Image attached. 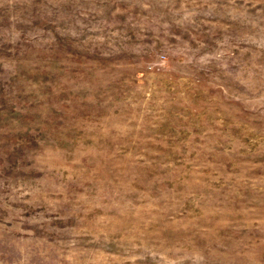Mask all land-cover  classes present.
Returning a JSON list of instances; mask_svg holds the SVG:
<instances>
[{"label":"rangeland","instance_id":"rangeland-1","mask_svg":"<svg viewBox=\"0 0 264 264\" xmlns=\"http://www.w3.org/2000/svg\"><path fill=\"white\" fill-rule=\"evenodd\" d=\"M0 264H264V0H0Z\"/></svg>","mask_w":264,"mask_h":264}]
</instances>
